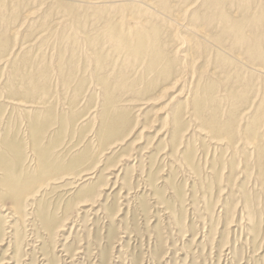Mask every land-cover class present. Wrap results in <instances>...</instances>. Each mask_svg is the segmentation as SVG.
<instances>
[{"label": "rangeland", "instance_id": "rangeland-1", "mask_svg": "<svg viewBox=\"0 0 264 264\" xmlns=\"http://www.w3.org/2000/svg\"><path fill=\"white\" fill-rule=\"evenodd\" d=\"M0 264H264V0H0Z\"/></svg>", "mask_w": 264, "mask_h": 264}]
</instances>
